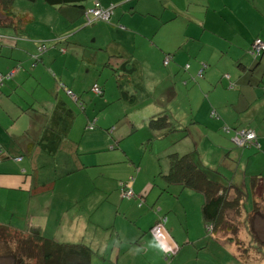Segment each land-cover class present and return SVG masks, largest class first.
I'll list each match as a JSON object with an SVG mask.
<instances>
[{"label":"crops","instance_id":"0c3cea01","mask_svg":"<svg viewBox=\"0 0 264 264\" xmlns=\"http://www.w3.org/2000/svg\"><path fill=\"white\" fill-rule=\"evenodd\" d=\"M96 1L103 9L113 8L107 21L87 25L76 7L53 8L37 0L30 7L23 3L13 7L12 14L25 15V21L0 22V72L13 71L0 92V203L6 205L0 222L23 234L87 245L94 251L92 264H167L170 258L175 264L187 245L204 237L231 240L233 255L239 252L244 262L264 264V253L258 254L253 246L249 223L256 208L264 215L258 204L264 192V49L258 47L264 43V0H87L84 8H92ZM48 8L55 9L57 17L49 16L52 11L46 14ZM41 12L45 16L40 17ZM89 39L97 48L81 54L79 49ZM42 43L46 50L38 55ZM252 50L263 54L255 58ZM166 57L169 62L164 65ZM98 60L128 80L151 61L152 77L155 65H160L167 74L158 77L174 82L175 92L166 86L168 97L178 95V86L187 88L190 123L174 140L185 143L184 150L175 146L163 158L154 155L151 176L138 183L132 173L138 164L126 157L125 150L108 159H93L103 153L105 139L95 125L90 129L88 122L86 132L93 134L85 132L80 140L71 133L77 118L71 104L83 109L81 70L89 73L88 63ZM53 75H59V81ZM90 83L91 88L94 84L101 88L97 95H104L102 83L92 79ZM183 117L175 116L178 126L186 123ZM149 120L142 116L140 130L143 141L148 137L147 146L154 139L153 130L168 128H150ZM242 129L256 135L247 147L234 142L236 131ZM185 154L227 191L230 203L235 189L241 191L239 209L227 210L225 224L212 233L206 230L202 212L206 195L168 178L170 156ZM82 155H90L89 160ZM110 165H117L116 171L108 173L104 167ZM67 175L78 185L60 186L58 179ZM121 183L128 184L133 197L121 196ZM157 192L165 196L158 204ZM194 194L202 201L199 236L192 238L188 231L182 237L173 221L172 202L185 209L189 230L193 215H188L185 203L190 204ZM255 227L263 231L264 219Z\"/></svg>","mask_w":264,"mask_h":264},{"label":"rangeland","instance_id":"374dc122","mask_svg":"<svg viewBox=\"0 0 264 264\" xmlns=\"http://www.w3.org/2000/svg\"><path fill=\"white\" fill-rule=\"evenodd\" d=\"M21 3L29 7L32 5V3L25 0H16L14 7L20 8ZM85 5L87 6L88 2ZM37 9L39 10V8ZM48 9L49 10H47L46 14H49V11H52L53 14L49 16L52 17V19L57 17L58 12L55 9ZM43 16H45V13L41 12L40 17ZM46 17H48V15H46ZM83 29H85V27ZM91 41L92 39H89V43L85 44V48L83 47L79 49L81 54L85 53V51H91L92 48H97V45ZM40 54L42 53H38V55ZM84 60L86 59L84 58ZM86 62L88 61L86 60ZM149 62V64H142L140 67L141 72L138 75L131 76V80L125 79L126 76H122L121 72H114L113 70H110L111 67L109 69V65H105L103 61L98 60L97 63L89 62L88 64L91 65V71L86 73V68H83L80 74L83 81V91H80V99L83 103L84 110L82 108L80 109L73 102V97H69V95L67 96L75 104L71 105L74 110L76 109L75 111L77 114V118L75 119L74 125L71 129L74 140H80V138H83V134L87 131V123H93L95 125V131H97L99 134H102L103 137L105 136V139L102 140L100 149L103 151V153L97 154L99 155V158L98 156L94 155L93 159H102V157L108 159L111 157V155H116L119 150H125L127 152L126 157L134 160L139 166H137L138 170L137 167H135V169L132 168V173L134 174V178H136L137 183L139 182L140 178L144 179L146 175L151 174V163L153 161L152 159H154V155H163V158L164 155L170 154L175 149V146L180 147L181 150H184L182 148L186 144L183 142L180 143V141L174 142V140L182 137V134L185 132L184 130L189 126L190 123V120H187V118L190 116V108L188 107V100L186 96L187 88L184 86H178V95L175 96V94L172 93L171 97H168L167 95L169 90L166 88V86H169L172 88V92H175L174 82L171 80L160 79L158 77V74L163 77H165L167 74V70L160 65H155L156 74L154 77H152V73L149 71V66L152 65V63L151 61ZM77 68H79V66H77ZM65 73L66 71L64 74ZM52 79L54 81H59L60 77L59 75L56 77L53 75ZM90 79H92L93 82L98 81L99 84L102 83V85H104V95L100 96L93 92ZM85 80H89L88 85L84 83ZM119 84H121V86H119ZM140 86H143V88H140ZM125 91H127V96L124 95ZM65 92L66 91H64V93ZM144 105L148 107L142 110ZM161 115L167 116L169 120V126L164 130H153L151 138L153 137L154 139L150 141L152 142L151 146H147V144H149L148 137L146 139L148 142L143 141L144 136L142 132H140L141 128L144 126L142 116L148 120L154 117L157 118V116ZM182 115L187 121L182 126H178L176 124V120L179 118L176 119L175 116L180 117ZM94 118H96V120L92 121ZM86 134L92 135L93 132L89 131L86 132ZM139 139L141 140L139 141ZM91 146L93 147V145ZM143 155L144 157L142 158ZM82 157L86 158V160H89L90 155H82ZM12 160L15 161V159L11 158L10 161ZM110 166L112 168H108L106 166L104 167L105 169H108V173L116 171L115 168H117V165ZM60 170L64 172L66 170V166H60ZM95 172L99 171L96 170ZM132 173L130 174L132 175ZM138 173L140 176L136 177V174ZM131 175L127 177L130 181L132 180L130 178ZM110 179L114 178L110 177ZM58 181V184L65 189H70L71 185H78V182L72 175L64 176L60 178V180L58 179ZM194 195L195 198L190 204L187 202L185 203L186 208H188V215H193L192 221L188 228L189 230H187L185 209L180 207V204H177V202H172V214L175 218L173 221L176 223L177 230L182 237L186 236L188 231L192 238L199 236L198 224H200L201 221L199 220V209L202 201H200V199L197 197L198 194ZM164 198V195L160 196L157 192L154 200H156L158 204ZM163 202H165V200ZM258 204L262 205L261 209H264V192L262 191L258 196ZM5 206L6 205L4 201L0 203V220L2 216L6 214ZM175 208L177 209L174 210ZM178 217L180 220L177 219ZM243 218L245 220L246 216ZM193 221L194 223L192 225ZM0 225L5 226L6 224L0 222ZM17 239L19 240V237L12 233L0 235V255L9 249L16 248L15 241ZM193 240L194 239H192V241ZM251 243V240L247 241L246 246L249 248ZM230 244H232V241L228 239L220 238L216 240L214 238L204 237L203 240H198L196 243L187 245L184 250V256L177 260L175 264H249L247 261L244 262L246 259L244 260L243 256L239 252H237V256L233 255ZM253 246L258 254L264 253L262 251L263 248L259 247L257 243H255ZM195 247L196 249H194ZM258 254L256 255L258 256ZM172 259L173 258H170L167 264H171ZM252 264L261 263L254 261Z\"/></svg>","mask_w":264,"mask_h":264},{"label":"trees","instance_id":"16d2710c","mask_svg":"<svg viewBox=\"0 0 264 264\" xmlns=\"http://www.w3.org/2000/svg\"><path fill=\"white\" fill-rule=\"evenodd\" d=\"M34 3L37 0H25ZM53 8L76 7L79 12L87 10L84 3L87 0H42ZM99 2V1H98ZM15 0H0V22L2 25H13L14 22L25 21V15L16 16L12 14ZM45 44V43H44ZM108 64V63H107ZM150 128H164L169 126L166 115L151 118L148 121ZM229 131L232 128L229 127ZM172 172L168 178L174 182L182 183L184 186L195 191L203 192L206 195L202 212L207 220L206 230L211 226L209 233L213 232L216 226L225 224L227 210L239 209L241 191L235 189V197L229 202L225 196V189L218 183L209 180L206 175L191 161L190 154L182 156H170ZM254 182H256L254 180ZM219 192H221L219 194ZM264 219V215L256 208L251 218L250 232L254 242L259 247H264V230H255L258 220ZM15 234L19 237L15 241L16 248L9 249L0 255V264H92L94 251L84 244H62L54 240L47 239L40 234H23L9 226L0 225V235Z\"/></svg>","mask_w":264,"mask_h":264},{"label":"built area","instance_id":"2783aa9c","mask_svg":"<svg viewBox=\"0 0 264 264\" xmlns=\"http://www.w3.org/2000/svg\"><path fill=\"white\" fill-rule=\"evenodd\" d=\"M113 13V8H109V9H103L102 6L99 4L98 1L95 2V5L92 8L87 9L84 12V18L86 21V24L89 25L91 23H93L96 20H101V21H107L109 18H111ZM258 47L259 48H263L264 49V43H258ZM38 53H43L46 50V44L42 43L39 48H38ZM252 54L257 57L259 56L262 51L258 50L257 52L255 50L251 51ZM35 59L38 58L37 55L34 56ZM169 62V57H166L164 59V65H167ZM201 72V71H200ZM13 75V71L7 73V74H3L2 72H0V92H1V88L3 86L4 80L7 78H11ZM92 90L94 93L96 94H101V88L97 85L94 84L92 87ZM69 95H72L71 91L67 90ZM94 124H90L89 128H93ZM229 132V130H228ZM235 139L234 142L236 144V146L238 147H247L249 146L250 143H252L254 140H256V135L252 130H237L235 133ZM121 196L122 197H126V198H130L133 197V191L132 189L128 186V184L126 183H121ZM211 226H209L207 228V230H211Z\"/></svg>","mask_w":264,"mask_h":264},{"label":"water","instance_id":"95a60500","mask_svg":"<svg viewBox=\"0 0 264 264\" xmlns=\"http://www.w3.org/2000/svg\"><path fill=\"white\" fill-rule=\"evenodd\" d=\"M250 54L253 55L252 52H250ZM262 54H263V53H262ZM262 54H260L259 56H261ZM255 58H256V57H255Z\"/></svg>","mask_w":264,"mask_h":264}]
</instances>
